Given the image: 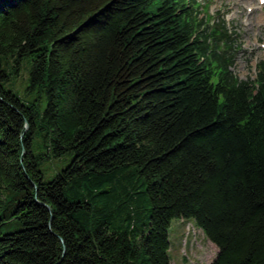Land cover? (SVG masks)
<instances>
[{"label": "trees", "instance_id": "obj_1", "mask_svg": "<svg viewBox=\"0 0 264 264\" xmlns=\"http://www.w3.org/2000/svg\"><path fill=\"white\" fill-rule=\"evenodd\" d=\"M196 0H0V264H170L173 219L210 264H264V61L231 73ZM31 63L24 105L5 90ZM72 155L49 182L32 152Z\"/></svg>", "mask_w": 264, "mask_h": 264}, {"label": "rangeland", "instance_id": "obj_2", "mask_svg": "<svg viewBox=\"0 0 264 264\" xmlns=\"http://www.w3.org/2000/svg\"><path fill=\"white\" fill-rule=\"evenodd\" d=\"M200 6L198 20L209 19V25L223 26L231 37L227 47L221 46L222 51L234 57L231 73L240 81L253 80L258 71L257 64L264 61V5L259 0H196ZM261 20V22H260ZM31 63L24 59L17 73L12 68H6L10 73L5 83V90L18 96L21 103L28 105L39 102V115L42 114L46 101L43 95L30 91L29 72ZM45 143L41 136H36L32 144L35 156H42L39 170L44 182L51 181L54 176L65 168L71 161L72 155L60 158H47ZM170 264H210L217 253V248L197 229L192 221L173 219L168 229Z\"/></svg>", "mask_w": 264, "mask_h": 264}, {"label": "bare ground", "instance_id": "obj_3", "mask_svg": "<svg viewBox=\"0 0 264 264\" xmlns=\"http://www.w3.org/2000/svg\"><path fill=\"white\" fill-rule=\"evenodd\" d=\"M263 20H264V18L262 19V22H263ZM260 22H261V20H260Z\"/></svg>", "mask_w": 264, "mask_h": 264}]
</instances>
